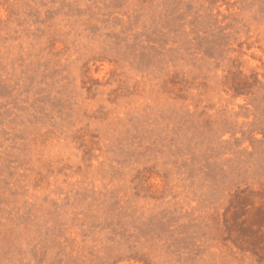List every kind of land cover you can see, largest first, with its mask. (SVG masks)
Masks as SVG:
<instances>
[{
    "label": "rangeland",
    "instance_id": "1",
    "mask_svg": "<svg viewBox=\"0 0 264 264\" xmlns=\"http://www.w3.org/2000/svg\"><path fill=\"white\" fill-rule=\"evenodd\" d=\"M0 264H264V0H0Z\"/></svg>",
    "mask_w": 264,
    "mask_h": 264
}]
</instances>
